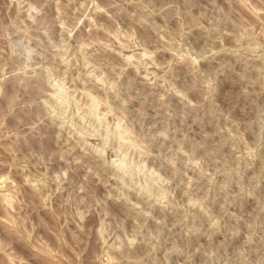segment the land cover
<instances>
[{"label":"rangeland","instance_id":"374dc122","mask_svg":"<svg viewBox=\"0 0 264 264\" xmlns=\"http://www.w3.org/2000/svg\"><path fill=\"white\" fill-rule=\"evenodd\" d=\"M0 264H264V0H0Z\"/></svg>","mask_w":264,"mask_h":264},{"label":"bare ground","instance_id":"6f19581e","mask_svg":"<svg viewBox=\"0 0 264 264\" xmlns=\"http://www.w3.org/2000/svg\"><path fill=\"white\" fill-rule=\"evenodd\" d=\"M36 90L41 93L43 91V84L40 80L37 81L36 85H35Z\"/></svg>","mask_w":264,"mask_h":264}]
</instances>
